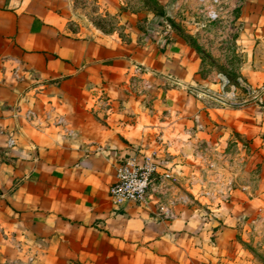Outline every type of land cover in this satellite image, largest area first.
<instances>
[{
  "label": "crops",
  "instance_id": "obj_1",
  "mask_svg": "<svg viewBox=\"0 0 264 264\" xmlns=\"http://www.w3.org/2000/svg\"><path fill=\"white\" fill-rule=\"evenodd\" d=\"M69 2L0 0V264H212L233 225L208 232L110 188L118 165L222 127L260 142L264 183V0H237L250 93L231 104L204 95L188 44L82 33Z\"/></svg>",
  "mask_w": 264,
  "mask_h": 264
},
{
  "label": "rangeland",
  "instance_id": "obj_2",
  "mask_svg": "<svg viewBox=\"0 0 264 264\" xmlns=\"http://www.w3.org/2000/svg\"><path fill=\"white\" fill-rule=\"evenodd\" d=\"M68 5L72 23L82 33L188 44L201 59L198 70L206 97L231 104L250 93L238 73L237 0L224 1L217 22L205 18L196 0H70ZM222 128L224 139L215 133L212 140L213 133H208L210 138L192 142L190 136L177 145H164L163 156L153 158L170 177L158 195L174 217H196L208 232L234 226L235 238L210 263L264 264V183L256 178L260 142ZM233 200L242 204L235 212Z\"/></svg>",
  "mask_w": 264,
  "mask_h": 264
},
{
  "label": "built area",
  "instance_id": "obj_3",
  "mask_svg": "<svg viewBox=\"0 0 264 264\" xmlns=\"http://www.w3.org/2000/svg\"><path fill=\"white\" fill-rule=\"evenodd\" d=\"M201 12L209 22H217L221 17V9L225 0H196ZM8 145H13L9 141ZM170 177L169 172L154 160L144 157L140 164L123 163L117 166L115 182L110 188L114 199L125 200L136 204L154 205L159 215L165 218H175L158 193L164 191V183Z\"/></svg>",
  "mask_w": 264,
  "mask_h": 264
}]
</instances>
